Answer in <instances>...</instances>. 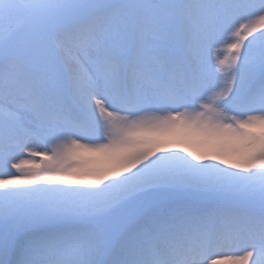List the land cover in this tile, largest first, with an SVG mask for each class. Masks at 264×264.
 <instances>
[{"label":"snow or ice","instance_id":"1","mask_svg":"<svg viewBox=\"0 0 264 264\" xmlns=\"http://www.w3.org/2000/svg\"><path fill=\"white\" fill-rule=\"evenodd\" d=\"M0 264H264V0H0Z\"/></svg>","mask_w":264,"mask_h":264},{"label":"rangeland","instance_id":"2","mask_svg":"<svg viewBox=\"0 0 264 264\" xmlns=\"http://www.w3.org/2000/svg\"><path fill=\"white\" fill-rule=\"evenodd\" d=\"M225 51H226V46L220 45L221 58L225 57V55H224Z\"/></svg>","mask_w":264,"mask_h":264}]
</instances>
